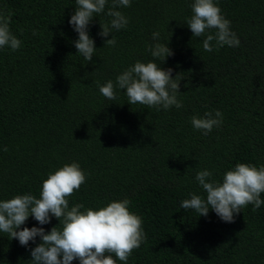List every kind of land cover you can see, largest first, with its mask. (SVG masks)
<instances>
[{
	"label": "trees",
	"instance_id": "trees-1",
	"mask_svg": "<svg viewBox=\"0 0 264 264\" xmlns=\"http://www.w3.org/2000/svg\"><path fill=\"white\" fill-rule=\"evenodd\" d=\"M112 2L89 25L96 50L86 62L68 23L75 0H0L21 41L16 51L0 49V201L39 198L48 174L77 162L87 178L69 207L96 210L127 198L142 217L146 240L117 264H264V204L255 211L247 205L232 223L211 209L205 217L180 207L190 193L205 195L198 171L221 181L237 163L264 165V0H215L240 43L212 52L187 27L193 0H131L115 9L128 25L113 31L115 46L104 45L111 34L98 33L111 20L105 13ZM168 40L173 55L161 67L182 78V108L157 111L129 105L124 90L116 100L100 93L136 61L160 64L149 47ZM215 110L223 115L220 127L207 135L193 128V115ZM58 223L52 217L41 226L29 216L21 227L47 232ZM39 242L26 248L0 233V264H31Z\"/></svg>",
	"mask_w": 264,
	"mask_h": 264
},
{
	"label": "clouds",
	"instance_id": "clouds-1",
	"mask_svg": "<svg viewBox=\"0 0 264 264\" xmlns=\"http://www.w3.org/2000/svg\"><path fill=\"white\" fill-rule=\"evenodd\" d=\"M75 2L77 7L68 23L78 34V39L73 42L77 53L89 62L96 50L89 35V25L94 17L105 12L108 0ZM130 6L131 0H113L112 7L105 13L111 20L100 25L98 33L101 37L111 34L104 45L115 46L113 31L126 28L129 23L128 18L115 9ZM191 9L193 14L187 19V27L192 37H205L202 43L204 51L212 52L225 45L239 46L240 41L231 30V22L222 14L215 0H193ZM11 18L10 10L0 11V49L8 47L16 51L21 47V41L10 29ZM212 29H215L214 33ZM152 38L159 41L160 33L153 32ZM168 43L169 40L167 44L157 42L149 47L152 57L160 60V64L136 61L120 73L115 82L108 80L99 86L100 93L108 100H116L117 90H124L129 105L140 104L157 111L173 106L182 108L183 103L178 99L182 78L178 74L173 77L172 68L161 67L166 57L173 55ZM222 123L223 115L219 110L205 112L203 117H191L193 128L204 135ZM3 150L7 151V148ZM86 178L87 174L80 165L71 162L48 174L42 182L39 198L26 193L0 201V233H6L26 248L30 241L35 243L39 237L40 242L30 252L31 264H72L74 260L79 264L127 262L133 250L146 240L142 217L129 210L131 201L127 198L109 202L96 210L84 208L80 203L69 207L68 197L79 190ZM195 179L205 195L190 193V198L184 199L180 207L195 210L199 216L206 217L211 209L223 222L232 223L235 214L247 205H253L255 211L264 204L260 198L264 193V165L237 163L224 173L221 181L213 178L212 171L204 169L196 173ZM29 216L41 226L49 224L55 217L60 226L55 225L47 232L44 227L22 228Z\"/></svg>",
	"mask_w": 264,
	"mask_h": 264
}]
</instances>
